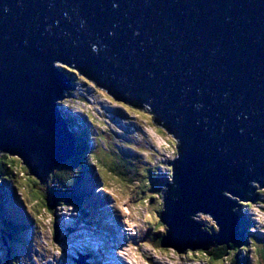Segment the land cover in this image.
I'll return each mask as SVG.
<instances>
[{
  "label": "water",
  "instance_id": "obj_1",
  "mask_svg": "<svg viewBox=\"0 0 264 264\" xmlns=\"http://www.w3.org/2000/svg\"><path fill=\"white\" fill-rule=\"evenodd\" d=\"M58 63L145 105L177 139L160 246L235 243L236 200L223 192L264 187V0H0V152L40 183L74 154L57 106L71 76Z\"/></svg>",
  "mask_w": 264,
  "mask_h": 264
},
{
  "label": "rangeland",
  "instance_id": "obj_2",
  "mask_svg": "<svg viewBox=\"0 0 264 264\" xmlns=\"http://www.w3.org/2000/svg\"><path fill=\"white\" fill-rule=\"evenodd\" d=\"M58 66L67 70L75 79L72 83L74 88L69 90L66 98H62V110L72 118V129L78 131L85 128L84 126L88 127L92 133L88 143L92 149L96 148V153L103 148L108 153L131 161L137 169L145 168V172L149 169L151 175L153 174V180L149 176L147 178V182L151 181L152 188L145 195H141L140 188H143L145 177L138 175L131 178L132 180L128 177L124 179L99 169L103 182L91 189V192L96 193H92L89 200L85 201L86 206L91 212L90 215L95 217L98 205L102 207L105 203L101 194L109 198L107 201L114 208L109 215L101 217H107L105 219L108 222L110 218L113 220L109 224L112 228L115 226L116 238L112 237L110 241L117 243V248L120 249V255L114 251L110 254L108 248L105 249L106 252L103 253L108 259L112 258L113 262L107 261L104 264H211L203 254H199L200 250L178 253L174 248H163L160 244H155L158 236L165 234L167 229L158 217L163 206V194L160 191L164 188V183H170L171 180L169 160L177 156V139L152 119L153 115L147 113L145 105L141 108L132 106L82 78L75 69L59 63ZM82 97L87 100L82 102ZM121 117L124 119H117ZM127 123H131V128H125ZM126 142L131 143L130 147L125 146ZM97 154L102 155L101 151ZM11 157L15 161L10 166L12 185H8L9 188L3 184L0 191L3 193L0 196V264H82L81 257L89 258L86 253L88 250L83 251L84 237L90 242L92 231L89 222L87 223L90 218L86 215L87 211L82 214L79 207L68 203L50 202V209L41 204L50 176L45 183H40L29 174L19 158ZM72 157L54 166L52 173L50 172L52 176L59 166L69 163ZM91 163H98L95 156H92ZM163 175L167 176L164 183ZM249 184L255 188L253 192L256 195L253 200H239L229 193L223 194L236 200L234 214L248 221L246 233L251 237L252 243L247 239L248 248L237 251L231 249L223 261L215 264H258L254 247L264 245V187L258 188L254 182ZM99 191L101 194L97 193ZM149 196L152 198L145 199ZM14 208L22 215L25 220L23 225H28L26 228H18V224L10 218ZM119 214L121 216L116 220V215ZM193 215L191 218L202 224V227H212L213 233L218 231V226L208 214L196 212ZM99 229L104 231L101 227ZM211 233L212 231L208 232ZM90 254L93 256L91 260H104V256L98 252L92 251ZM234 255L236 260L232 259ZM115 258L120 260L116 261ZM87 261V264L96 263Z\"/></svg>",
  "mask_w": 264,
  "mask_h": 264
},
{
  "label": "trees",
  "instance_id": "obj_3",
  "mask_svg": "<svg viewBox=\"0 0 264 264\" xmlns=\"http://www.w3.org/2000/svg\"><path fill=\"white\" fill-rule=\"evenodd\" d=\"M72 87L71 89H73ZM66 94H69V90L66 92ZM83 98H81V101ZM64 101V100H63ZM62 101V102H63ZM84 102V100L82 101ZM131 106V105H130ZM133 106V105H132ZM139 107V106H136ZM61 111L62 107L60 108ZM64 115V122L66 123L69 130L72 132V136L74 137V154L73 157L70 159L69 163H67L64 166H59L55 173L52 176V170L50 175H48V182L49 184L46 185V188L43 192V197L41 198V204L46 205L48 208L50 206V202L53 204H70L74 205L76 207H79L81 209V213L84 212V203L88 200L89 195L91 194V189H93L95 186H98L100 183L103 182L101 178V173L99 169H103L106 172L111 173L114 176H117L119 178H124L132 180L131 178L138 177L140 175L141 177H145L146 181H143V188H140V194L145 195L146 192H148L152 186L151 181L147 182V178H152L151 171L145 168L137 169V167L134 165V163H131V161H128L126 159H123L119 157L116 154L108 153L103 148H101L102 155H98L96 153V148L92 149L89 146L88 138L92 136V133L90 129L86 126L85 128H82V130L75 131L71 128L72 121L69 119V116H67L64 112H62ZM129 142H126L125 146L130 147ZM92 156H95L98 163H91ZM14 159L13 157L1 153L0 154V191L2 190L3 184L12 185L11 183V176H12V169L10 166H13ZM99 166V167H98ZM27 169V168H26ZM168 170L170 172V168L168 167ZM156 171V170H155ZM149 176V177H148ZM167 176L163 175V181L164 183L166 181ZM127 179V180H128ZM162 184V183H161ZM153 185V184H152ZM9 187V186H8ZM10 188V187H9ZM3 195L2 192H0V196ZM255 192H253V188L248 190L245 194V197L247 200L255 199ZM149 199L152 197H146L145 199ZM250 203V202H248ZM247 203V204H248ZM47 208V209H48ZM50 209V208H49ZM3 212V211H2ZM13 220L18 224L17 227L20 229L26 228L28 225H23L25 220L23 219L22 215L19 213V211H16V214L13 216ZM23 222V223H22ZM239 236L237 238V241L235 243H231L228 245H214L211 246L207 250H200L199 254H203L206 259L211 264L219 263L220 261H223L225 257L228 254V251L233 249L235 251L245 250V248H248V245H246L247 239L252 243V240L250 236L247 235L246 232H248V221L245 220L244 217H241L239 215ZM202 225V224H201ZM202 230L209 232L212 231V227H202ZM56 235V234H55ZM161 241V236H158V239L155 241L156 245H159ZM239 246H242L239 248ZM199 251V250H198ZM254 251L256 255H258V264H264V245H260L257 248L254 247ZM233 260H236V256L232 258Z\"/></svg>",
  "mask_w": 264,
  "mask_h": 264
},
{
  "label": "bare ground",
  "instance_id": "obj_4",
  "mask_svg": "<svg viewBox=\"0 0 264 264\" xmlns=\"http://www.w3.org/2000/svg\"><path fill=\"white\" fill-rule=\"evenodd\" d=\"M73 86H69V88L68 89H66V90H64V96L62 97V98H66L68 95L66 94V92L68 91V90H70L71 88H72ZM64 99H61V100H58L57 101V106H59L61 103H62V101H63ZM59 110V114H60V116H61V118L63 119V120H65V118H64V115H63V113H62V111L60 110V109H58ZM69 130V129H68ZM69 132L71 133V135H72V132H71V130H69ZM169 161H173V159H170ZM207 214V213H206ZM105 216V215H104ZM110 217V216H109ZM105 218H107V217H105ZM109 225V224H108ZM111 226V225H110ZM115 226L113 225V228H114ZM92 236V235H91ZM90 236V237H91ZM85 239H84V243L83 244H85L84 245V248H87L88 249V251H90V252H94L95 250H94V246L93 245H91L90 244V242H88V240L86 239V237H84ZM93 243H95V242H93ZM98 250H99V246H98ZM105 255V254H104ZM105 257H107V258H109L107 255H105ZM115 260L117 261H119L120 259L119 258H115ZM113 262V259L111 258V259H107L105 262ZM117 264H119V263H117ZM121 264V263H120Z\"/></svg>",
  "mask_w": 264,
  "mask_h": 264
},
{
  "label": "clouds",
  "instance_id": "obj_5",
  "mask_svg": "<svg viewBox=\"0 0 264 264\" xmlns=\"http://www.w3.org/2000/svg\"><path fill=\"white\" fill-rule=\"evenodd\" d=\"M82 78H85V77H82Z\"/></svg>",
  "mask_w": 264,
  "mask_h": 264
}]
</instances>
